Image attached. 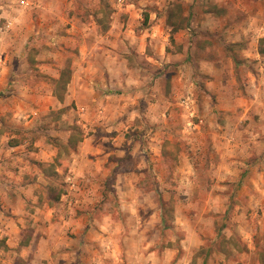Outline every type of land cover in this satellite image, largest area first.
Returning a JSON list of instances; mask_svg holds the SVG:
<instances>
[{
    "label": "rangeland",
    "instance_id": "374dc122",
    "mask_svg": "<svg viewBox=\"0 0 264 264\" xmlns=\"http://www.w3.org/2000/svg\"><path fill=\"white\" fill-rule=\"evenodd\" d=\"M141 2L148 3L141 5ZM41 3L46 5L45 9L26 12H34L38 24H42L39 18L44 15L45 29L51 21L52 27L61 32L67 16L74 13L82 22L95 24L98 30L105 32L111 28L114 21L112 17L116 15L123 31L130 28L139 37H143L140 41L124 37L118 39L122 55L130 57V62L136 66L131 69V73L142 82L138 85L139 102L136 120L132 121L133 127L125 128L123 132L109 128L106 131L105 126L90 131L96 135L94 139L100 141L97 144H101L102 148L100 153L91 155L90 159L97 161L96 157L103 156L107 160L99 168L92 163L84 164V170L93 177V174L99 173L96 183L105 195L100 201L101 205L133 206L135 200L140 209L137 207L134 213H127L126 221H146L151 215L153 221L160 222L162 219V223L161 226L154 223L153 229L148 232L152 245L140 244L139 234H131L134 230L125 222L126 225L120 229H99L106 237L110 236L113 242L99 247L105 249V252L109 248L112 254L127 260L137 258L142 253L156 252L164 257L169 254V264H208L209 257L216 250L224 252L228 248L225 241L227 232L223 227L225 221L230 220L235 205L249 206L264 198V193L259 190V198L254 197L256 187L264 186L263 180H254L258 173L264 172V144L250 140L246 148L232 145L228 149L219 142L214 144V135L210 133L212 126L234 123L244 127L254 126L262 134L263 111L253 107L252 113L245 116L246 105L239 104L233 114L222 111L217 106L224 98H218L209 90V83L217 81L221 84L220 88L226 87L229 91L231 89L239 94H247L243 82L249 77L248 73L257 75L262 72L260 68L264 65V53L261 57H253L249 51L254 40L252 35L258 37L264 32V0H123L126 7L124 11L116 9L118 0H57L50 5L49 0H41ZM133 4L136 6L133 10L140 8L141 15L131 18L127 8L132 10ZM17 6L20 9L19 4ZM153 14L158 17L151 19ZM164 15L167 19L164 20L163 30L155 31V23ZM186 28L191 30L185 38L189 44L186 58L188 67L180 68L179 63H165L168 60L166 50L177 53L182 50L179 31ZM260 50L264 51V39L260 41ZM185 81L190 87H183ZM152 87L157 90L158 97L153 99V105L145 102L147 89L154 90ZM163 87H166V93L164 91L161 95ZM64 89V85L58 86V93L63 95ZM7 96V93L3 97L0 95V110L12 105ZM188 98L189 106L184 104ZM146 110H151L156 117L146 116ZM161 112L166 113L165 119L161 120ZM52 120L58 121L56 125ZM66 122L65 110H55L35 121L29 132V127H25L23 122L13 121L0 114L1 135L7 132L13 136L9 142L50 144L52 140L60 139L64 143L61 149L64 155L56 159L52 167L36 166L48 176V180L41 183L39 198H25V202L19 204L22 213L10 217L16 220L21 218L25 225L21 233L24 242L31 240L36 232L33 227L36 218L48 216L50 207H61L57 196L68 185L57 170H69L65 159L78 149L86 135L80 127L70 129ZM151 128L153 133L163 130L159 133L157 148L149 145L151 136L148 130ZM53 129L59 135L50 132ZM7 141L3 139L5 149ZM137 150L141 154L136 157L134 152ZM225 161L233 162L231 168L238 174L236 181L222 179L221 174L226 171ZM4 166L0 159L2 172ZM119 174L136 176L134 180L119 182ZM116 185L121 186L124 198L116 195ZM133 188L144 194L138 192L132 197L133 193L129 191ZM246 191L249 194H245ZM152 206H155L153 214L139 213L143 208ZM112 215L118 221L120 213L113 211ZM213 220L222 223L215 238L210 237L209 233V225ZM41 232L39 234H44ZM197 239L202 241V245H196ZM212 244L215 246L212 247ZM258 249L264 256V243Z\"/></svg>",
    "mask_w": 264,
    "mask_h": 264
},
{
    "label": "crops",
    "instance_id": "0c3cea01",
    "mask_svg": "<svg viewBox=\"0 0 264 264\" xmlns=\"http://www.w3.org/2000/svg\"><path fill=\"white\" fill-rule=\"evenodd\" d=\"M55 1L57 0H49V5ZM147 3L141 2V5ZM117 6L116 9L119 11L126 8L124 4ZM45 7L41 0H0V95L3 97L7 93L6 98L12 103L11 106L2 107L0 114L13 121L23 122L25 127H29L27 129L30 132L35 121L52 111L64 109L67 126L70 125V129L80 127L86 135L78 149L65 159L69 170L66 172L57 170L68 185L66 190L61 192L60 200H57L61 207H50L48 216L36 218L33 225L36 232L34 231L31 240L24 242L21 233L25 225L21 218L16 220L15 217L13 219L10 217L22 213L19 204L25 202V198H39L41 183L48 180V176L36 166L52 167L56 159L64 155L61 151L64 143L60 139L52 140L50 144L13 140L9 142L13 136L7 132L1 135L0 130V159L5 164L2 168L4 171L0 170V264H169L171 262L169 254L164 257L156 252H148L127 260L115 253L112 254L109 248L105 252V249L99 247L113 243L111 237H106L98 231L99 229L109 227L120 229L126 225L125 222L134 230L131 234H139L140 244L152 245L148 232L153 229L154 223L161 226L162 219L160 222L155 220L154 222L150 215L146 221H126L127 213L137 211L138 205L135 200L133 206L101 205L100 201L105 195L96 183L99 173L96 172L93 177L84 170V164L92 163L99 168L107 160L103 156L96 157L97 161L90 159L91 155H97L102 149L101 144H97L100 141L94 139L96 135H92L90 131H97V127L105 126L106 131L110 129L123 132L125 128L133 127L132 121L136 120L135 113L139 102L138 85L142 82L131 73V69L136 66L132 65L130 57L122 55L123 50L118 46V39L135 38L136 41H140L143 37H139L130 28L123 31L116 20V15L112 17L114 21L111 28L105 32L98 30L95 24L82 22L74 13L67 16L61 32L52 27L51 21L45 29L44 15L39 18L42 24H38V17L34 16V12L30 14L26 12L32 9L38 12ZM131 7L132 10L127 8L131 18L141 15L140 8L134 11L136 6L133 4ZM157 17V14H153L151 19ZM165 19L166 15L155 23L153 27L155 31L163 30ZM78 23H81L83 28L82 25L78 26ZM193 26L194 24L191 25L192 29ZM190 31L189 28L179 31V45L182 50L180 53L166 50L168 60L165 63H179L180 68L188 67L186 58L189 44L185 38ZM252 37L254 40L249 52L253 57H261L260 41L264 39V32L258 37L256 35ZM260 70L262 71L260 74L248 73L249 77L245 78L243 84L248 91L247 94H239L231 89L230 92L226 87L220 88V82H210L211 93L218 95V98H224L217 109L233 114L239 105H246L245 116L251 114L253 107H256L260 112L263 111L264 117V65ZM184 84V88L190 87L187 81ZM61 85L65 86L63 95L58 93V86ZM151 89L154 90L147 89L148 98L146 97L145 101L149 104L158 98L157 90L153 87ZM163 89L161 95L164 91L166 93V87ZM189 101L190 98L184 101V104L189 106ZM145 113L146 116L156 117L151 110H146ZM166 116L165 112L160 113L161 120ZM56 120H52L54 125L58 122ZM211 129L214 144L219 142L228 149L232 145L246 148L250 140L253 143L264 144V130L261 134L254 126L217 124ZM161 130L159 129L158 133H153L152 128L148 130L151 136L150 147H159ZM50 132L59 135L56 129ZM3 139H8L6 149L5 144H2ZM140 154L139 150L134 152L136 157ZM225 163L226 171L221 174L222 179L236 181L238 174L231 168L233 162ZM134 176L136 174L133 176L119 174L117 180L119 182L126 179L134 180ZM259 179L264 182V172L258 173L254 180ZM114 187L117 189L116 195L124 198L121 186ZM258 190L264 193V186L256 187V195L254 194L256 199L259 198ZM131 192L132 197H135L140 191L133 188L129 191ZM245 194L249 192L246 191ZM154 208L155 206L143 208L139 213L153 214ZM113 211L120 213L118 221L112 218ZM231 213L230 220L225 221L223 227L227 232L225 241L228 248L224 252L216 250L207 263L264 264V256L258 249L260 244L264 243V198L249 206L235 205ZM221 225L222 223L218 224L213 220L209 225L210 237L218 236ZM41 231L44 234H39ZM215 244H212V247ZM196 245H202V241L197 239Z\"/></svg>",
    "mask_w": 264,
    "mask_h": 264
},
{
    "label": "trees",
    "instance_id": "16d2710c",
    "mask_svg": "<svg viewBox=\"0 0 264 264\" xmlns=\"http://www.w3.org/2000/svg\"><path fill=\"white\" fill-rule=\"evenodd\" d=\"M264 51H261V54H263ZM60 197H61V192L59 193V195L57 196V200H60Z\"/></svg>",
    "mask_w": 264,
    "mask_h": 264
},
{
    "label": "built area",
    "instance_id": "2783aa9c",
    "mask_svg": "<svg viewBox=\"0 0 264 264\" xmlns=\"http://www.w3.org/2000/svg\"><path fill=\"white\" fill-rule=\"evenodd\" d=\"M119 1V4H123L122 0H118Z\"/></svg>",
    "mask_w": 264,
    "mask_h": 264
}]
</instances>
